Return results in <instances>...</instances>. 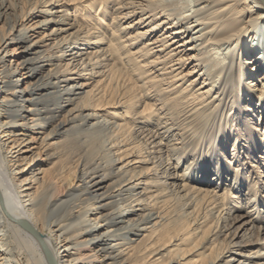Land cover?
<instances>
[{
  "label": "bare ground",
  "instance_id": "1",
  "mask_svg": "<svg viewBox=\"0 0 264 264\" xmlns=\"http://www.w3.org/2000/svg\"><path fill=\"white\" fill-rule=\"evenodd\" d=\"M20 4L0 0V264H264V0ZM190 133L227 174H168Z\"/></svg>",
  "mask_w": 264,
  "mask_h": 264
},
{
  "label": "rangeland",
  "instance_id": "2",
  "mask_svg": "<svg viewBox=\"0 0 264 264\" xmlns=\"http://www.w3.org/2000/svg\"><path fill=\"white\" fill-rule=\"evenodd\" d=\"M17 5L19 4V7L21 8V4L20 3H23V8H26V6H27V3H28V0H13ZM167 1H170V0H167ZM178 1V3L179 4H181V3H183L185 0H177ZM108 5L109 6H111V3H108ZM44 18H50V16H46V17H36V19H38V20H43ZM54 27V26H56V25H49V27L50 28H48V30H46V32H49V30L51 29V27ZM58 26V25H57ZM66 27H68L67 25H62L61 26V28L62 29H64V28H66ZM73 30H69V32H72ZM57 40V39H56ZM47 42H49V41H47ZM100 44V43H99ZM100 45H102V44H100ZM11 46H13V45H8L4 50H1L0 51V55H3L7 50H8V52H9V48L11 47ZM80 46H83V45H80ZM94 46H97V45H95V44H90V46H89V48H88V50H91V49H93V47ZM69 56H67V58H68ZM103 118V117H102ZM101 118V119H102ZM105 119H107V118H105ZM154 119V120H153ZM156 118H152V120L154 121V123L151 125H147V128H149V129H153V130H155L156 129V127L158 126L157 125V121L155 120ZM141 125V124H140ZM216 125H219V124H214V128H213V130H215V128L216 127H218V126H216ZM163 130V129H162ZM193 135V136H192ZM190 139H189V144H188V148H189V150L190 151H193V152H191V155H188V157H187V159H184V160H180L179 161V164H178V168L174 171L173 169H170V170H168V174H174L175 173V175L176 174H183V172L184 173H186V174H188L189 172H192L191 171V168L194 166L195 167V165H208V167H210V169H208V170H206L207 171V177H212V178H214L215 177V174H213V172L211 173V170L212 171H214V170H216V167H218L220 170L219 171H221L223 174H227L226 172H225V170H223L224 169V167H225V163L223 162V161H221V160H218V164H215L214 165V167H213V165H212V161H208V159L211 157L209 154H210V152H211V150H212V147L213 146H211V144L210 145H208L207 146V144L206 143H204V142H202V143H199V141L196 139L197 138V136L195 135V134H192V133H190ZM170 139H173L172 137H170ZM173 141L174 140H172V142H170V143H173ZM209 147V148H208ZM165 150V148H163L162 149V153H163V151ZM154 155H157V156H159L158 154H154ZM195 156L194 157V159L192 160V156ZM163 156H165L164 154H163ZM154 161H156V159H154ZM191 162V165L189 166V169H185L187 166H188V164ZM76 164V163H75ZM224 166V167H223ZM222 167H223V169H222ZM206 168H207V166H206ZM81 169H82V167H80L79 165H76V174H77V172H78V175H81ZM193 170V169H192ZM162 171V172H161ZM160 171V173L158 174L159 176H165L166 175V173H164L163 172V170H161ZM186 171V172H185ZM185 174V175H186ZM210 174H212V175H210ZM192 175H194V177H197V179H200L201 178V175L203 176V172L201 173V174H198V175H196V173L194 172ZM206 177V178H207ZM161 180L163 179L164 180V178H160ZM89 179L88 178H86V181H88ZM162 180V181H163ZM169 180H171V179H168V181ZM201 180H203V179H201ZM207 179H204V181H206ZM216 179H214V180H212V181H207V182H205V183H202V185H201V187H203V188H206V189H216V190H220V188H221V186H223V188L226 186V184H228V180H225V179H223V180H219L220 181V183L219 184H217L219 181H217V183H215L216 181H215ZM215 181V182H214ZM261 181V180H260ZM109 181H107V182H105L104 183V185L105 184H107ZM200 183V182H199ZM223 183H225V185H223ZM89 185V184H88ZM170 188H172V187H170ZM105 191V187H101V188H98V189H96L95 190V188H92V189H89V193H86V191L85 190H74V193H80V194H82L81 195V199H84V198H86V197H89L90 195H95V194H101V193H103ZM222 192V190H220L219 192H217V193H221ZM108 201H110V199H105V200H102V201H100L99 203H97V204H103V203H106V202H108ZM249 208V206H242V209H238V210H232V211H230L229 213L231 214V217H233V216H243V215H245L244 213H245V211L247 210ZM110 211H111V209H107V210H103L102 211V214H106V213H110ZM224 211L225 210H223L222 212H221V215H224L225 216V214H224ZM245 220H248V218H244V219H242L239 223H236V225L235 226H237L238 224H241L242 222H244ZM218 225L219 226H221V223L219 222L218 223ZM253 225H254V227H259V232H260V236L261 237H264V224L263 223H258V222H255V223H253ZM234 226V227H235ZM247 228H248V230L251 228V224L250 225H247ZM222 230V232H223V228L221 229ZM247 230V231H248ZM242 231L243 230H240L239 231V233H238V235H241L242 234ZM132 238H137L138 240L141 238V236H132ZM223 237H221L220 239H222ZM240 237L238 236V237H236V238H234V239H232V243H240L241 244V241H240ZM137 240V241H138ZM229 240V239H228ZM255 249H257V248H255ZM254 249V250H255ZM155 258V257H154ZM154 258H152V259H154ZM151 260V259H150ZM166 260H168V259H166Z\"/></svg>",
  "mask_w": 264,
  "mask_h": 264
}]
</instances>
